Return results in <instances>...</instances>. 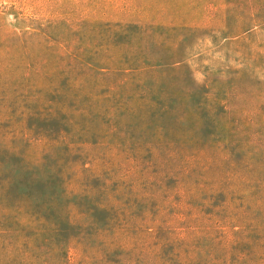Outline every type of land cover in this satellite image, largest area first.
<instances>
[{
    "label": "rangeland",
    "instance_id": "374dc122",
    "mask_svg": "<svg viewBox=\"0 0 264 264\" xmlns=\"http://www.w3.org/2000/svg\"><path fill=\"white\" fill-rule=\"evenodd\" d=\"M0 264H264V0H0Z\"/></svg>",
    "mask_w": 264,
    "mask_h": 264
}]
</instances>
